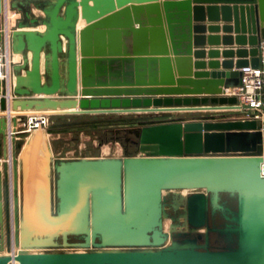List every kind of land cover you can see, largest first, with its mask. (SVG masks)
Here are the masks:
<instances>
[{
  "label": "water",
  "instance_id": "obj_1",
  "mask_svg": "<svg viewBox=\"0 0 264 264\" xmlns=\"http://www.w3.org/2000/svg\"><path fill=\"white\" fill-rule=\"evenodd\" d=\"M3 8L0 0V40ZM10 8L21 16L10 35L21 61L12 65L10 106L0 80L4 144L10 110L178 113L179 120L110 130L112 141L136 147L121 159L53 162L38 127L19 156V189L16 159L11 166L12 215L4 150L0 253L9 256L0 264H264V116L187 119L236 103L226 91L241 86L243 68L260 65L264 0H10ZM220 40L223 60L201 62L218 59L217 48L204 46ZM192 56L195 72L181 74ZM182 189L205 193L184 198L190 231L172 232L178 247L162 248L163 192ZM12 247L96 250L14 254ZM119 248L135 250H112Z\"/></svg>",
  "mask_w": 264,
  "mask_h": 264
},
{
  "label": "rangeland",
  "instance_id": "obj_2",
  "mask_svg": "<svg viewBox=\"0 0 264 264\" xmlns=\"http://www.w3.org/2000/svg\"><path fill=\"white\" fill-rule=\"evenodd\" d=\"M8 9L10 8V0H8ZM14 18L13 25L20 19V14L16 11L11 10ZM35 15L37 11L33 10ZM3 39V37H2ZM10 47V38L8 39ZM10 49V60L12 59L11 47ZM16 56V55H15ZM41 97H34V99H40ZM54 98L62 99L59 95H55ZM175 115L167 114H134V115H119V114H102V115H47L46 116V138L50 149L51 156L54 160L64 158H79L89 156H113L124 153V149L131 155H137L136 147L131 146L127 142L112 141L111 137L115 136L111 134L109 130L117 129H130L137 126H141L140 122H153V123H164L168 120H175ZM140 121V122H139ZM10 121L6 120V128L10 129V132L5 131V145L4 150L6 153V163L8 164V173L10 175L9 162L13 163L15 155H20L23 147L25 146L30 134L24 132L26 128L21 127L18 129L16 135L14 130L16 128L13 124L8 125ZM24 125L28 123V117H24L22 120ZM21 124V123H20ZM11 135H10V134ZM126 135V134H125ZM122 132L117 135L119 137L125 136ZM9 136L12 138L9 143ZM123 144V146H122ZM19 160V159H18ZM4 161V159L2 160ZM11 178V177H10ZM184 193V192H183ZM182 194V192H181ZM179 193L166 192L164 194V220H163V231L166 234L172 232H189L190 228L186 225L185 219V207L184 198ZM172 226V227H171ZM169 227L171 229H169ZM203 232H205L203 230ZM14 243V240L13 242ZM171 245L168 243L162 248H171L176 246V242L171 240ZM92 247L88 248H42L30 250L31 253H50V252H83V251H95ZM110 250V249H102ZM112 250H135L127 248H119ZM159 250V249H157ZM33 251V252H32ZM36 251V252H34ZM22 252L20 249L12 247V253L16 254ZM29 253V252H27ZM0 256H9L6 252L0 253Z\"/></svg>",
  "mask_w": 264,
  "mask_h": 264
},
{
  "label": "built area",
  "instance_id": "obj_3",
  "mask_svg": "<svg viewBox=\"0 0 264 264\" xmlns=\"http://www.w3.org/2000/svg\"><path fill=\"white\" fill-rule=\"evenodd\" d=\"M3 15V20H4ZM3 37V39H2ZM0 40V80L3 82L6 89V98L9 101V90L12 85V81L9 80L11 77L10 73V47L8 40L6 43V35L2 34ZM12 78V77H11ZM226 96L236 98L234 105H226L223 107H214L211 109L217 115H229L231 120H255L260 122L264 116V41L260 43V65L258 68H243L242 69V84L239 87L226 91ZM27 117V116H25ZM24 117L17 118V129L14 130L16 135L18 129L21 127L26 128L24 132H28L30 135L38 127L45 129L46 116L39 117H28L27 125L22 123ZM11 122L8 123V125ZM21 123V124H20ZM261 175L264 176V163L261 165ZM10 176V175H9ZM9 177L8 189H9V207L10 214L11 208L13 207V196L11 197L12 183ZM11 197V198H10ZM11 199V200H10ZM11 201V202H10ZM13 209V208H12Z\"/></svg>",
  "mask_w": 264,
  "mask_h": 264
},
{
  "label": "crops",
  "instance_id": "obj_4",
  "mask_svg": "<svg viewBox=\"0 0 264 264\" xmlns=\"http://www.w3.org/2000/svg\"><path fill=\"white\" fill-rule=\"evenodd\" d=\"M8 0H3V7H4V10H3V15L4 16H9V21H8V27H9V30H10V34H11V32H12V30L14 29V25H13V18H14V15H13V13L12 12H9V9H8ZM12 25H13V27H12ZM83 26H84V24H83ZM82 26V27H83ZM82 27H80V28H82ZM37 30H39V31H43L44 30V27H39V28H37ZM206 35H208V33H206ZM222 35V33L220 32L217 36H221ZM215 36V35H214ZM205 48H206V50H208L209 48H217V50H219V52H220V54H219V57H218V59H209V57L207 56V55H205V57L202 59V61L201 62H204V63H208L209 61H213V60H218L219 62H221L223 59H222V56H221V52H222V50H224V48H227L226 46H224V45H222V41L220 40L219 41V44L217 45V46H214V47H210V46H208V45H205L204 46ZM207 52V51H206ZM28 58H30L29 57V55H28ZM190 59H189V61L188 62H186L185 64H182V65H180V70H181V74H189V75H191L192 76V74L195 72V69L193 68V63L196 61L194 58H193V56L192 57H189ZM235 60L236 59H234V62H235ZM20 61H21V57L20 56H15V55H13L12 54V59H11V64H10V73H11V77H10V80L12 81V82H14V78H13V75H12V65H14V64H18V63H20ZM205 71H209V69H208V67H206L205 69H204ZM218 70H221V68L220 69H218ZM174 71V70H173ZM176 71V70H175ZM176 75H178V73H177V71H176V74H174V77L176 78ZM193 87V86H192ZM202 88V90L204 91V92H209V91H211V90H214L213 89V87H211V86H202L201 87ZM227 92H228V90H227ZM199 98H206V99H209V98H212L211 96H207V95H201ZM11 102V101H10ZM10 102L8 103V105L10 106ZM207 105H209L210 106V103H207ZM1 112V111H0ZM50 113H46V116L47 115H49ZM136 114V113H135ZM139 114H154V115H159V114H157V113H139ZM119 115H121V114H119ZM122 115H131V114H122ZM132 115H134V114H132ZM167 115H175L176 117V119L175 120H168V121H166V122H175V121H178L179 120V118H178V113H169V114H167ZM200 115L201 116H198V117H194V118H187L188 120H195V121H197V120H205V121H221V120H231V118H230V116L229 115H217V114H215L214 113V111H212V110H207V111H202L201 113H200ZM110 131V130H109ZM4 142H3V138L0 136V164L2 165L3 163H4V161H2L3 160V154H4ZM19 156L20 155H15L14 156V159H16L17 160V167H18V189L20 188V184H21V177H20V173H19V164H18V162H19ZM124 157V153L123 154H119V155H113V156H89V157H79V158H70V159H66V158H64L63 160H79V159H82V158H84V159H87V160H99V159H121V158H123ZM13 159V160H14ZM57 160V159H56ZM58 160H60V159H58ZM52 161L54 162L55 160L52 158ZM11 166H12V162L10 161L9 162V168H10V177H11ZM11 181V180H10ZM167 191H164L163 192V194H165ZM168 192H174V193H179V194H181V192H182V194L181 195H183V197H185L186 195H188V194H193V193H197V192H201V193H205V191L204 190H188V189H182V190H172V191H168ZM184 192V193H183ZM20 195V191L18 190V196ZM12 242H13V238H12ZM22 252H29V253H31V251L30 250H22ZM33 252V251H32ZM34 252H36V251H34ZM39 253V252H38Z\"/></svg>",
  "mask_w": 264,
  "mask_h": 264
},
{
  "label": "bare ground",
  "instance_id": "obj_5",
  "mask_svg": "<svg viewBox=\"0 0 264 264\" xmlns=\"http://www.w3.org/2000/svg\"><path fill=\"white\" fill-rule=\"evenodd\" d=\"M3 1V0H2ZM3 10H4V8H3ZM9 12H12L10 9H9ZM5 18H4V26H3V31H2V33L1 34H5L6 35V43H7V40L10 38V30H9V27H8V21H9V16H4ZM83 22H80V24H79V28L80 27H82L83 26ZM12 27H13V25H12ZM11 80H9V85H10V82ZM12 85H13V83H12ZM10 86V90H9V96H8V98H9V101H11L13 98H12V96H11V94H12V87L13 86ZM76 110H78V109H76ZM20 111H12V110H10V112H8L7 113V119L11 122V124H13V119H15V121L17 120V118H18V116H16L15 114L16 113H19ZM50 113V111H43V112H41V111H38V112H35V111H31V112H22V113H24V114H27L26 116L27 117H29V118H33V117H39V116H46V113ZM54 112V111H53ZM37 113H39V115H37ZM0 114H1V112H0ZM14 126V125H13ZM15 128L17 127V121H16V125L14 126ZM17 129V128H16ZM5 131L6 132H10V129L9 128H6L5 129ZM10 134V133H9ZM11 135V134H10ZM11 141H12V138L9 136V143H11ZM197 193H201V192H197ZM194 194V193H193ZM13 196V192L11 191V197ZM10 197V198H11ZM11 200V199H10ZM11 202V201H10ZM13 208V207H12ZM12 208H11V212H12ZM11 215H12V213H11ZM172 227V226H171ZM169 229H171L170 227H169ZM164 232V231H163ZM166 234V233H165ZM168 235V238H167V240H166V242H165V244L163 245V247L165 246V245H167L168 243L171 245L172 243H171V239L169 238L170 237V234H167ZM172 246V245H171ZM178 246L176 245V246H174V248H177Z\"/></svg>",
  "mask_w": 264,
  "mask_h": 264
},
{
  "label": "trees",
  "instance_id": "obj_6",
  "mask_svg": "<svg viewBox=\"0 0 264 264\" xmlns=\"http://www.w3.org/2000/svg\"><path fill=\"white\" fill-rule=\"evenodd\" d=\"M150 124H155V123H153V122H150V123H148V122H146V123L145 122L144 123L143 122H140V125H150Z\"/></svg>",
  "mask_w": 264,
  "mask_h": 264
},
{
  "label": "flooded vegetation",
  "instance_id": "obj_7",
  "mask_svg": "<svg viewBox=\"0 0 264 264\" xmlns=\"http://www.w3.org/2000/svg\"><path fill=\"white\" fill-rule=\"evenodd\" d=\"M132 146V145H131Z\"/></svg>",
  "mask_w": 264,
  "mask_h": 264
}]
</instances>
